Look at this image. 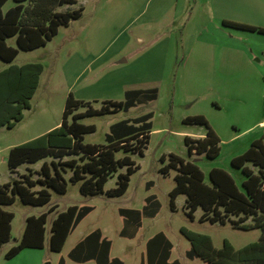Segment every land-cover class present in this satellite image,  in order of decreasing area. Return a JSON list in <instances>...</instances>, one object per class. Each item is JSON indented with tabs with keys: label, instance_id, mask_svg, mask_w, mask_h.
I'll return each instance as SVG.
<instances>
[{
	"label": "rangeland",
	"instance_id": "rangeland-1",
	"mask_svg": "<svg viewBox=\"0 0 264 264\" xmlns=\"http://www.w3.org/2000/svg\"><path fill=\"white\" fill-rule=\"evenodd\" d=\"M231 1L240 2L238 16L249 15L242 9L246 0H224L219 5L217 0H78L76 5L59 10L83 7L82 17L61 26L46 46L20 50L12 63L0 59V72L12 65L27 63H41L44 67L39 87L30 108L24 110L23 119L14 128H0L1 185L22 180L30 170L33 179L39 177L37 173L43 162L24 164L17 173H12L8 166L9 152L59 127L70 94L86 103L75 111L82 113L87 110V103L95 109H101L106 101L125 103L124 88L157 90V99L146 106L136 101L128 110L79 120L84 125L95 126L94 132L84 136L85 144L107 146L117 141L112 132L114 125L127 120L134 122L142 114L151 113L152 128L144 155L116 152V159L130 156L140 167L131 176L127 193L116 198L106 194L84 196L80 183L71 182L72 171L67 168L63 174L68 191L59 194L49 189V204L28 205L17 195L13 204L3 206L14 214V219L12 238L0 250V264H57L61 257L68 264H79L71 261L68 253L96 229H101L112 241V256L123 259L125 264H140L147 241L159 232H164L174 245L172 260L178 259L182 264H203L200 259L186 257L191 243L181 233L182 228L210 236L217 249L223 247L224 240L240 249L260 239V228L243 230L230 221L224 225L201 221L202 208L191 220L186 214L187 197L183 194L177 197L172 210L170 192L176 186L178 172L172 169L167 175L161 173L169 156L175 154L197 165L207 185H211L210 171L219 168L227 171L243 190L246 177L231 161L264 135V54L261 51L264 35L223 26L220 18L236 7ZM14 5L13 0H8L3 10L6 12ZM251 16L254 22H264L261 14ZM208 40L214 41L213 46ZM7 43L18 48L15 37ZM224 44H237L246 53L241 51L235 55L233 62L226 56L220 63L216 50ZM197 115L207 119L221 140L217 158L188 153L186 137L203 139L207 134L205 125L184 122L187 117ZM248 166L253 168L251 163ZM120 173H126V168L119 169L109 179L106 191L117 187ZM149 196H154L159 204L155 217L143 210ZM52 206L57 208L48 215L44 248L26 249L7 260L5 255L24 234L27 218L48 213ZM71 206H91L94 210L70 235L62 252H53L49 247L52 222L58 213ZM121 209L141 212L142 227L133 239L120 236L125 219L137 226L133 214H121ZM252 222L250 219L246 224Z\"/></svg>",
	"mask_w": 264,
	"mask_h": 264
},
{
	"label": "trees",
	"instance_id": "trees-1",
	"mask_svg": "<svg viewBox=\"0 0 264 264\" xmlns=\"http://www.w3.org/2000/svg\"><path fill=\"white\" fill-rule=\"evenodd\" d=\"M15 5L8 11L4 6L8 0H0V59L12 63L20 50L30 51L47 45L59 31L61 26H68L73 20L83 15L84 8L60 11L63 6H73L78 0H13ZM238 29L264 33V29L246 24L224 21ZM16 38L18 48L7 43L9 38ZM44 67L41 63H27L22 66L12 65L0 72V128H14L24 117V110L30 108V101L36 94ZM126 102L106 101L101 109H95L90 103L85 112L75 113L78 107L86 103L69 95L63 113L61 125L44 135L13 147L9 152L8 166L12 173H17L24 164L43 162L38 171L39 177L23 175L21 179L0 184V250L12 238V221L14 214L3 209V206L15 202L20 196L23 203L33 206H44L50 203L49 189L59 194H66L68 185L63 172L70 169L72 183H80V192L84 196L106 194L110 198L123 196L130 185L131 176L140 167L130 156L116 159V152L144 155L149 143L152 124L151 113L132 121H123L112 127L116 142L107 146L84 143V136L95 131V126L79 123L87 116L104 115L119 110H128L136 105L157 99V90H132L126 93ZM72 117V121L69 119ZM187 124H201L207 127L206 137L192 139L186 137L185 144L190 155L206 154L214 159L220 153V139L202 115L187 117ZM166 161V157L162 158ZM251 163L253 166H248ZM234 168L240 169L246 179L243 190H240L233 177L225 170L214 168L210 171L211 185L205 183L201 169L190 161L171 154L169 162L161 169L163 175L174 169L176 186L170 192V203L175 210V202L179 195H186V214L194 220L199 208L204 211L201 221L222 225L230 221L239 229L260 228V239L243 248L236 249L228 240L223 247L215 248L210 236L181 229V233L191 243L187 256L190 259L200 258L205 264H264V135L252 142L250 148L242 155L232 159ZM126 168V173L118 175L117 187L105 190V185L119 169ZM38 187V189H34ZM158 202L155 197L147 199L144 213L155 217L158 213ZM52 206L48 213L27 218L24 234L19 243L5 255L7 260L16 257L25 248H44L46 224L49 213L56 210ZM93 210L88 206H71L65 212L57 214L51 226L50 249L61 252L73 229ZM141 224V212L129 211ZM123 214V212L121 213ZM236 218V219H233ZM252 219L253 224L246 222ZM137 226V227H138ZM101 237V232L93 233ZM95 237V236H94ZM93 241V236L89 238ZM111 241L104 240L99 254V264H123L119 259L110 262ZM85 242L70 253L71 258L84 249ZM173 248L172 242L163 233H158L147 244L149 264H169L168 260ZM59 264H66L61 259ZM172 264H180L175 261Z\"/></svg>",
	"mask_w": 264,
	"mask_h": 264
},
{
	"label": "crops",
	"instance_id": "crops-1",
	"mask_svg": "<svg viewBox=\"0 0 264 264\" xmlns=\"http://www.w3.org/2000/svg\"><path fill=\"white\" fill-rule=\"evenodd\" d=\"M208 2H209V0H208ZM236 7L235 8H232V9H230V10H232V13H229V15H227V16H223V18H220V20L222 21V24H223V26L224 27H228V28H232L233 30H238V31H246V32H249V33H258V34H262V35H264V33H260V32H254V31H248V30H243V29H238V28H235V27H232V26H229V25H225L224 24V21H229V22H234V23H240V24H246V25H249V26H253V27H256V28H261V29H264V22H254L255 20L252 18V16H251V14H254V15H256V14H261V16H264V0H262V2H261V0H246V2H245V5L242 7V9L245 11V12H247L249 15H246V17H240V16H238L239 14H238V10H240L241 9V7H237L238 5H240V2H238V1H231ZM224 3V0H217V2H216V5H219V4H223ZM232 32H234V31H232ZM239 36V35H238ZM232 38H233V36H231ZM237 37V36H236ZM238 38V37H237ZM208 41H211L210 43L211 44H209V45H212L213 46V44H214V41L213 40H208ZM216 45H218V44H216ZM217 47H219V48H221L220 50H216L217 51V54H218V56H219V60H220V63H221V61L222 60H224V57H226V56H228L229 58V61H231V62H233V59H234V57H235V55H237V54H240V52L242 51H244L245 52V50H243L239 45H227V44H224V45H219V46H217ZM223 48V49H222ZM225 49H226V51H225ZM215 51V50H214ZM261 51H262V53L264 54V48L263 49H261ZM246 53V52H245ZM222 67H224L222 64H220ZM132 90H134V89H128V88H124V90H123V93H124V96H126V93L128 92V91H132ZM147 90H149V89H147ZM80 101H82V100H80ZM111 101H113V100H111ZM154 101V100H153ZM117 102H119V101H117ZM152 102V101H151ZM147 105V103H145V104H142V106H146ZM133 108V107H132ZM146 114V113H145ZM145 114H142L141 116H143V115H145ZM215 132V131H214ZM217 135V134H216ZM221 141V140H220ZM247 151V150H246ZM242 155V154H241ZM240 156V155H239ZM237 157V156H236ZM235 158V157H234ZM129 187H130V185H129ZM149 187V185L147 186V188ZM129 189V188H128ZM128 191V190H127ZM127 193V192H126ZM125 193V194H126ZM124 194V195H125ZM123 195V196H124ZM90 197H92V196H90ZM122 197V196H121ZM150 197H154V196H149V197H147V199L148 198H150ZM147 199H146V205H147ZM83 207V206H82ZM88 207H91V206H88ZM145 207V206H144ZM144 207H143V209H144ZM93 208V207H92ZM93 210H94V208H93ZM93 210L87 215V216H85L82 220H81V222L73 229V231L71 232V234L76 230V228L82 223V221L86 218V217H88L92 212H93ZM129 211H132V210H124V209H121L120 210V213H122L123 212V214H127ZM136 211H139V210H136ZM134 217V216H133ZM134 220H135V223L134 224H137V221H136V218L134 217ZM250 221V219L246 222V223H248ZM252 224H253V222H252ZM137 226H138V224H137ZM134 226L132 223H130L128 220H126L125 219V223H124V228H123V230L121 231V233H120V236L121 237H129L130 239H133V238H135L136 237V235H137V233H138V231H139V229L142 227V220H141V224H140V226ZM47 230V229H46ZM96 231H100L101 232V237L99 238V236L98 235H94L93 233H95ZM47 232V231H46ZM159 233H163V234H165L164 232H159ZM70 234V235H71ZM158 234V233H157ZM157 234H155L154 236H156ZM70 235H69V237H70ZM50 236H51V234H50ZM50 236H49V247H50ZM91 236H93V241H92V239L90 240L89 238L91 237ZM95 236V237H94ZM153 236V237H154ZM165 236L168 238V236L165 234ZM69 237H68V239H69ZM152 237V238H153ZM152 238H150L148 241H147V243H146V253L142 256V258H141V263L140 264H149V260H148V253H147V244H148V242L152 239ZM68 239H67V241H68ZM169 239V238H168ZM104 240H109V241H111L110 239H108L106 236H105V234H104V232L101 230V229H96V230H94V231H92L91 233H89L87 236H85L82 240H80L70 251H69V253H68V258L71 260V261H73V262H76V263H79V264H86V263H91V262H94L95 264H99L98 263V258H99V254H100V250H101V246H102V242L104 241ZM170 240V239H169ZM66 241V242H67ZM171 241V240H170ZM45 242H46V238H45ZM85 242V246L86 247H84V249H81V250H79L76 254H75V258H71L70 257V253L73 251V250H77L83 243ZM111 243H112V241H111ZM173 244V243H172ZM65 245H66V243H65ZM64 245V246H65ZM44 246H45V244H44ZM112 247H113V243L111 244V249H110V253H109V260H110V262L112 261V260H114V259H119V260H121L122 262H123V264H125V262H124V260L123 259H121V258H119V257H113L112 256ZM26 249H40V248H25L24 250H26ZM173 249H174V245H173V248H172V251H171V255H170V258H169V260H168V263L169 264H172V263H174L175 261H179V263L180 264H182V262L180 261V260H178V259H175V260H172V254H173ZM191 249V248H190ZM51 250V249H50ZM23 251V250H22ZM21 251V252H22ZM20 252V253H21ZM62 252V251H61ZM61 252H59V253H61ZM19 253V254H20ZM187 253H188V251L186 252V257L189 259V260H195V259H200V258H194V259H190L188 256H187ZM18 254V255H19ZM17 255V256H18ZM16 256V257H17ZM15 258V257H14ZM13 258V259H14ZM61 259H63V260H65V263L66 264H68L67 263V260L64 258V257H61L60 259H59V261H58V263L57 264H59V262H60V260ZM201 260V259H200ZM202 262H203V264H205V262L202 260Z\"/></svg>",
	"mask_w": 264,
	"mask_h": 264
}]
</instances>
